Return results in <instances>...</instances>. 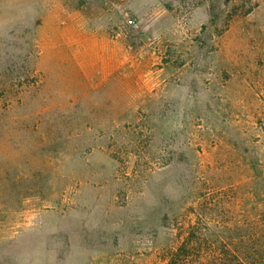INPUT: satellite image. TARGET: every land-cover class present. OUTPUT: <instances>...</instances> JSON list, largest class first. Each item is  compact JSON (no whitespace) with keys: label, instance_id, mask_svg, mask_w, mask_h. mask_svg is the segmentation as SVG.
Here are the masks:
<instances>
[{"label":"rangeland","instance_id":"1","mask_svg":"<svg viewBox=\"0 0 264 264\" xmlns=\"http://www.w3.org/2000/svg\"><path fill=\"white\" fill-rule=\"evenodd\" d=\"M263 180L264 0H0V264H166Z\"/></svg>","mask_w":264,"mask_h":264},{"label":"trees","instance_id":"2","mask_svg":"<svg viewBox=\"0 0 264 264\" xmlns=\"http://www.w3.org/2000/svg\"><path fill=\"white\" fill-rule=\"evenodd\" d=\"M260 160L255 155L250 163V168L254 171L252 189L263 178ZM262 186L264 187V180ZM263 191L261 189V193ZM259 223L257 219V222H251L245 227L236 225L213 229L206 224L197 228L193 226L190 235L181 245L170 250L166 264H264V223L260 226ZM222 234L224 236L220 238ZM210 236L217 238L212 241V245L208 242ZM260 254L262 258L258 260L257 256Z\"/></svg>","mask_w":264,"mask_h":264}]
</instances>
